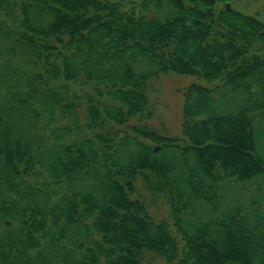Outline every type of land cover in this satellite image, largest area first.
Masks as SVG:
<instances>
[{
	"label": "trees",
	"instance_id": "trees-1",
	"mask_svg": "<svg viewBox=\"0 0 264 264\" xmlns=\"http://www.w3.org/2000/svg\"><path fill=\"white\" fill-rule=\"evenodd\" d=\"M225 1L0 0V264H264V12ZM169 72L210 85L176 134Z\"/></svg>",
	"mask_w": 264,
	"mask_h": 264
},
{
	"label": "rangeland",
	"instance_id": "rangeland-1",
	"mask_svg": "<svg viewBox=\"0 0 264 264\" xmlns=\"http://www.w3.org/2000/svg\"><path fill=\"white\" fill-rule=\"evenodd\" d=\"M230 9L237 10L244 14L254 15L260 20L264 12V0H227L225 1ZM225 6V4H224ZM192 82L210 86L202 79L191 75H179L166 73L158 76L157 79L150 81V101L153 106V113L147 120L152 128L160 133L176 134L181 122V104L184 97V90ZM264 154V153H263ZM241 199L244 196L234 191L232 193ZM228 197L227 202L233 201ZM155 216L166 215L165 206L162 203L156 205ZM146 264H166L162 259L152 258Z\"/></svg>",
	"mask_w": 264,
	"mask_h": 264
},
{
	"label": "water",
	"instance_id": "water-1",
	"mask_svg": "<svg viewBox=\"0 0 264 264\" xmlns=\"http://www.w3.org/2000/svg\"><path fill=\"white\" fill-rule=\"evenodd\" d=\"M225 8H226L228 11L231 10L230 7H229V5H228L227 3H225Z\"/></svg>",
	"mask_w": 264,
	"mask_h": 264
}]
</instances>
